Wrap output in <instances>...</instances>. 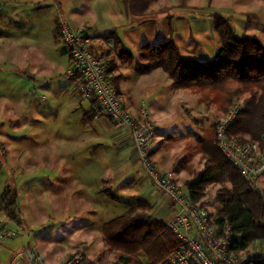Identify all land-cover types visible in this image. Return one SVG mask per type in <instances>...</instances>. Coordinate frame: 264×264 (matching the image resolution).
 I'll return each mask as SVG.
<instances>
[{
  "label": "rangeland",
  "instance_id": "obj_1",
  "mask_svg": "<svg viewBox=\"0 0 264 264\" xmlns=\"http://www.w3.org/2000/svg\"><path fill=\"white\" fill-rule=\"evenodd\" d=\"M73 1L0 0V264H10L13 254L25 245L36 246L49 264H61L79 252H83L79 264L118 263L119 253L128 255L107 243L104 223L122 213L161 218L158 201L170 200L148 180L143 169L132 175L122 171L121 178L113 173L101 189L103 195L112 193L113 199L95 197L83 188L72 193L62 184L78 179L74 172L82 170L94 150L78 140L82 134L79 125H61L67 115L66 93L70 94L62 90V82L70 86L73 79L62 74L68 58L61 51L59 24L67 19H59V8L69 7ZM100 1L112 6L118 31L133 52L138 49L133 65L134 56L127 60L119 56L120 48H127L122 41L117 42L114 31L101 33L99 42L108 49L102 54L108 52L116 84L135 66L143 73L151 71L145 66L170 37L184 57L197 56L202 61L214 58L223 44L217 30L223 21L237 33L254 35L264 44L263 0H133L132 8L144 10L138 17L127 16L121 0ZM169 5V13H157L154 8ZM128 17L131 24H127ZM139 43L146 45L139 47ZM167 78H171L169 74ZM174 92L176 98L171 100L170 79L169 85L166 83L148 101L156 135L162 137V141L155 137L154 145L171 153L173 162L164 167L173 168L178 181L186 185L205 164L202 153L196 150L200 139L225 112L215 101H204L194 88L175 86ZM247 98L246 93L237 94L229 108L235 101L243 105ZM56 171L60 173L58 180L53 173ZM82 175L80 172V182ZM51 181L62 183L57 187ZM142 182L147 186H140ZM230 188L227 181L210 184L198 202L215 215L223 206L218 194ZM152 189L156 193L151 200L145 195ZM13 192L15 203L9 205ZM250 248L264 249V245L256 242ZM129 260L148 264L142 251Z\"/></svg>",
  "mask_w": 264,
  "mask_h": 264
},
{
  "label": "trees",
  "instance_id": "obj_2",
  "mask_svg": "<svg viewBox=\"0 0 264 264\" xmlns=\"http://www.w3.org/2000/svg\"><path fill=\"white\" fill-rule=\"evenodd\" d=\"M217 30L223 44L214 58L200 61L184 57L172 41H167L154 51L153 60L145 69L162 68L174 80V86L198 90L204 101H215L224 112L237 94H248L228 133L241 142H260L264 131V44L254 35L237 33L228 21L219 24ZM119 56L131 59L133 55L121 47ZM86 115L89 120L95 118L92 112ZM215 125L197 145L196 150L205 159L204 167L197 177L186 181V186L198 202L208 185L229 182L231 188L218 194L223 206L215 214L216 222L231 223L234 232L240 235L238 249L250 248L256 242L264 245V200L221 153L216 144ZM11 196L9 205L15 203L16 193ZM108 196L115 198L112 193ZM103 231L111 247L122 249L128 255L119 253L117 262L121 264H132L131 255L140 251L144 252L148 264L163 262L178 244L165 220L143 213L116 215L104 223ZM247 264H264V261Z\"/></svg>",
  "mask_w": 264,
  "mask_h": 264
},
{
  "label": "built area",
  "instance_id": "obj_3",
  "mask_svg": "<svg viewBox=\"0 0 264 264\" xmlns=\"http://www.w3.org/2000/svg\"><path fill=\"white\" fill-rule=\"evenodd\" d=\"M60 40L69 56L64 76L73 79L80 99L91 105L95 118L106 117L127 129L138 161L148 180L172 201L173 213L168 227L178 244L159 264H247L264 261V249H238L240 235L230 222H216V215L196 202L188 186L181 184L171 168H163L152 157L156 126L151 112L142 102L138 115L125 107L113 82L105 55L91 47L95 32L91 27L60 20ZM243 105L234 102L216 123V144L224 157L236 166L248 186L264 200V131L259 141L241 142L228 130ZM79 252L61 264H79ZM11 264H49L47 256L34 245H25L13 254ZM119 264V263H115Z\"/></svg>",
  "mask_w": 264,
  "mask_h": 264
},
{
  "label": "crops",
  "instance_id": "obj_4",
  "mask_svg": "<svg viewBox=\"0 0 264 264\" xmlns=\"http://www.w3.org/2000/svg\"><path fill=\"white\" fill-rule=\"evenodd\" d=\"M121 2L124 4V12L126 13L127 16L128 14H130V16L132 14H135V16L138 17L141 15V13L144 12L143 9L138 10L136 8H132L133 0H121ZM104 3H105L104 1L101 2L100 0H74L71 3V5H69V7L63 6L59 8V19L65 18L69 20L71 23L77 25H84V24L89 25V27H91L94 32L95 30L98 31L95 32V40L91 44V47L94 50H96L99 54L105 55L107 57L113 82L120 92V97L123 101V104L127 109H129V111L133 115L135 116L138 115L139 106L142 102H147L148 107H150L148 100L151 97H153L154 93L159 92L160 89L164 88V86H166V83L167 85H169L170 79H171V100H175L176 94L174 92V87H175L173 83L174 81L172 78L170 79L167 78L168 74L160 67L154 68L149 72L143 73L137 70V66H135L134 68L135 70L133 71L131 70L129 72L127 71L126 74H123V79L120 80L119 84H116L111 70L112 65L107 55L108 52L102 54L103 51H107L108 49L104 50L105 48H103V46H101L102 45L101 42H99L102 40L101 36H103L101 33H105L107 31H111V32L114 31L115 36H117L119 40L123 42L124 46L128 49V51H130L133 54L134 58L131 63L133 65H135L136 63L135 54L138 51V49L136 52H133V50L129 46L130 43L128 44L123 39L121 31H118L119 26H116L112 20L114 15L113 14L114 9L112 8V6L110 7L105 6ZM170 7L171 5L165 7L154 6V8L159 10L157 11V13H169L168 9ZM96 12L97 14L99 13L102 14V16L98 17L96 15ZM90 13H92V15H89ZM143 15L144 14H142V16ZM131 23H132V19L131 18L129 19L128 17L127 24H131ZM169 35L171 34L169 33ZM167 41H171V37L169 40L167 39ZM142 45H146V43H139V47H141ZM147 45L150 46L149 44ZM61 51L62 53L64 52V54L68 58L67 64L64 67L65 69L62 72V74H64L69 66V56L65 53L63 46ZM123 57H124L123 60H127L125 56ZM185 57H191L200 60L197 58V56L185 55ZM62 83L65 84L62 90H67L70 92V94L68 95L66 93V101L64 104L67 115L64 118L63 123L61 125L68 126L70 123L74 124L75 127L76 125H79L80 132H82V134H80L81 138H78V140L80 142H83L84 145L86 146L91 145V148L94 150L89 152L88 163H86V165L82 168V170L80 169L79 171L74 172L77 174L76 175V177L78 178L77 180L76 179L74 180L72 178L74 177V175H71L72 179L67 180L64 183H62L61 181H56V182L51 181V182H55L57 187L61 185L60 183L64 184V188L70 189L72 193L74 192L72 190H78L79 188H83L90 190V192H92V194L95 197H102L103 199L110 198L107 194L103 195L101 193V189L106 181H110L113 178V173L118 174V175L114 174V177L121 178L122 171L123 174L130 173L131 175L132 173H137L138 170L140 172L142 171L141 165L138 161V155L133 147L132 141L130 139V135L126 128L111 122L106 117L94 118L92 120L87 119L86 114L90 115L91 105L88 102H84L80 99L79 95L75 90L74 81L70 86L67 82H62ZM41 95L44 94H39L40 97ZM151 118L154 122L155 120L153 119L152 115ZM156 137L160 141H162L161 136L156 135ZM154 142L155 141H153L152 143V157L154 161L156 163H159L163 167L171 166L173 162L172 161L173 159L171 158V153H169L168 150H162L161 147L154 145ZM113 145H116V147L114 149L110 148V146ZM157 148L158 151H156L155 153V150ZM80 172H82L83 174L82 177H84V179L81 182L79 181ZM53 173L56 174V180H58V178L60 177V173L58 171ZM263 179H264V175H263ZM48 182H50V180ZM141 185L142 187L147 186L145 185V183L143 184V182L142 184H140V186ZM147 191L148 194H146L145 196H147L152 200L151 197H154L156 191L154 189H152L151 191L150 190ZM158 205H160L158 212L159 217L165 219V221L168 222L173 213V208L171 210V200H167L166 202L158 201ZM12 261H13V256L10 264L12 263Z\"/></svg>",
  "mask_w": 264,
  "mask_h": 264
}]
</instances>
